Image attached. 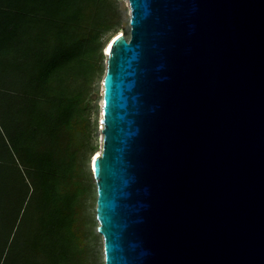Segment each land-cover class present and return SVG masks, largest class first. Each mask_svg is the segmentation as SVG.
Listing matches in <instances>:
<instances>
[{
	"label": "water",
	"instance_id": "95a60500",
	"mask_svg": "<svg viewBox=\"0 0 264 264\" xmlns=\"http://www.w3.org/2000/svg\"><path fill=\"white\" fill-rule=\"evenodd\" d=\"M127 6L89 163L104 264H264V0Z\"/></svg>",
	"mask_w": 264,
	"mask_h": 264
},
{
	"label": "trees",
	"instance_id": "16d2710c",
	"mask_svg": "<svg viewBox=\"0 0 264 264\" xmlns=\"http://www.w3.org/2000/svg\"><path fill=\"white\" fill-rule=\"evenodd\" d=\"M126 23L119 0H0V264H96L91 119Z\"/></svg>",
	"mask_w": 264,
	"mask_h": 264
},
{
	"label": "rangeland",
	"instance_id": "374dc122",
	"mask_svg": "<svg viewBox=\"0 0 264 264\" xmlns=\"http://www.w3.org/2000/svg\"><path fill=\"white\" fill-rule=\"evenodd\" d=\"M122 7L125 9V15L127 18V23H126V28L127 30H122L119 33H124L126 36H128V31H129V10L127 6V0H119ZM102 79H100L98 83V95H99V100L97 102V107H98V112L97 115L92 114V119H91V146L95 147L96 153L99 152L100 150V145H101V126H100V103H101V86ZM96 118V121H95ZM95 153V154H96ZM89 155V153H88ZM90 163V162H89ZM90 167V166H89ZM95 189V188H94ZM95 191V190H94ZM95 200H96V195L89 197L86 200L85 203V212L88 215V217H94L95 219ZM92 228L96 230L97 228V222L95 221L94 224H92ZM102 238L100 235L94 236L93 238L90 239V246L93 250V255L96 260V264H104V255H103V244H102Z\"/></svg>",
	"mask_w": 264,
	"mask_h": 264
},
{
	"label": "bare ground",
	"instance_id": "6f19581e",
	"mask_svg": "<svg viewBox=\"0 0 264 264\" xmlns=\"http://www.w3.org/2000/svg\"><path fill=\"white\" fill-rule=\"evenodd\" d=\"M104 50H105V52H107V48L105 49L104 48ZM99 154V152H97L96 154H94V156H97Z\"/></svg>",
	"mask_w": 264,
	"mask_h": 264
}]
</instances>
